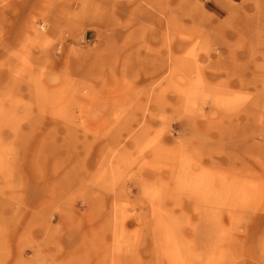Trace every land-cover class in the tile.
I'll return each mask as SVG.
<instances>
[{"label": "rangeland", "instance_id": "rangeland-1", "mask_svg": "<svg viewBox=\"0 0 264 264\" xmlns=\"http://www.w3.org/2000/svg\"><path fill=\"white\" fill-rule=\"evenodd\" d=\"M264 0H0V264H264Z\"/></svg>", "mask_w": 264, "mask_h": 264}, {"label": "crops", "instance_id": "crops-1", "mask_svg": "<svg viewBox=\"0 0 264 264\" xmlns=\"http://www.w3.org/2000/svg\"><path fill=\"white\" fill-rule=\"evenodd\" d=\"M221 1H223V0H212V3H213V5H218V4L220 5ZM261 72H264V68H262Z\"/></svg>", "mask_w": 264, "mask_h": 264}]
</instances>
